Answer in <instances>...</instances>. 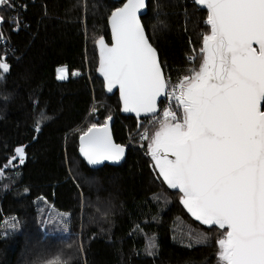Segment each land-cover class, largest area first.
<instances>
[{
	"label": "trees",
	"instance_id": "trees-1",
	"mask_svg": "<svg viewBox=\"0 0 264 264\" xmlns=\"http://www.w3.org/2000/svg\"><path fill=\"white\" fill-rule=\"evenodd\" d=\"M122 5L14 0L0 10V40L15 50L12 57L0 47V61L10 66L0 70V167L18 146L28 154L24 165L17 159L0 175V264H38L61 254L67 264H220L217 241L225 230L189 214L182 193L154 168L149 140L128 139L138 120L120 116L118 95L107 96L97 76L96 41L110 42L108 20ZM14 13L23 23L19 32L10 23ZM206 19L190 0H150L143 24L165 71L183 70L202 47ZM60 67L68 69L65 82L57 79ZM41 112L47 118L37 132ZM108 116L128 155L122 166L92 170L79 155V138Z\"/></svg>",
	"mask_w": 264,
	"mask_h": 264
},
{
	"label": "snow or ice",
	"instance_id": "snow-or-ice-1",
	"mask_svg": "<svg viewBox=\"0 0 264 264\" xmlns=\"http://www.w3.org/2000/svg\"><path fill=\"white\" fill-rule=\"evenodd\" d=\"M194 3L206 8L210 28L202 35L198 69L170 83L138 15L146 0H127L110 14L111 45L103 37L96 41L99 71L109 92L119 87L124 112L155 114L160 97L175 100L181 115L169 103L151 137L147 130L141 137L149 140L154 168L182 193L196 220L225 230L217 241L220 264H264V0ZM13 7L14 0H0V10ZM0 70L8 73L9 64L0 61ZM57 72V79L68 78L67 67ZM46 118L41 112L35 131ZM111 119L79 138L89 165L124 157L125 148L113 142ZM25 148L14 149L0 175L17 158L24 163ZM61 257L38 264H67Z\"/></svg>",
	"mask_w": 264,
	"mask_h": 264
},
{
	"label": "built area",
	"instance_id": "built-area-1",
	"mask_svg": "<svg viewBox=\"0 0 264 264\" xmlns=\"http://www.w3.org/2000/svg\"><path fill=\"white\" fill-rule=\"evenodd\" d=\"M190 1L194 2V0H190ZM23 8L25 9V7H23ZM12 16H13V18H16V23H13V20H11L10 23L12 26H14L15 31L19 32V30H21L23 27V25H22L23 23H22V20L20 19V15L18 13H16V14L14 13ZM84 25L86 27L85 21H84ZM2 46H3L4 53H6L8 56H12V57L15 56V50L12 47L8 46L5 41L0 40V47H2ZM201 56H202V54L200 53V49L199 50H193V54L187 58V65L185 66V68L183 70H179V71L166 70L165 76L170 79V83H173V84L176 83L178 77H183L185 75H189L190 73L188 70L191 68H196L198 61L201 59ZM169 103H171V105H172V111L176 112L178 116L181 115V110L178 109L175 100L169 99L167 97H163L162 101L160 102V104L158 106L157 114L153 117H150V118L138 120V128L139 129H138L137 133L131 134L128 131V139L129 140L137 139L139 142L145 141V139L141 138L143 133L145 132V130H147L148 134L150 136V132L152 130H154L156 127L155 121L157 119L162 118L163 110L168 106ZM96 108L97 107H96V102H95V104L93 106V110L91 112V115H93L95 112V115H94L95 118L99 119L98 115H97L98 110ZM120 116H121V114H120ZM127 130H129V129L127 128Z\"/></svg>",
	"mask_w": 264,
	"mask_h": 264
},
{
	"label": "water",
	"instance_id": "water-1",
	"mask_svg": "<svg viewBox=\"0 0 264 264\" xmlns=\"http://www.w3.org/2000/svg\"><path fill=\"white\" fill-rule=\"evenodd\" d=\"M111 1H113V2H115V3H123V4L127 2V0H111ZM149 2H150V0H146V7H145L144 9H142L141 12H140L138 15H139V18H140L141 24H142L143 27H144L145 34H146V36H147L149 42L151 43V41H150V39H149V36H148V33H147V31H146V29H145V26H144V24H143V17H145V16L148 14V11H149ZM122 6H123V5H122ZM122 6H121V7H122ZM197 6H198L200 9H202V10H204V11L207 12V10H206V8H205L204 6H202V5H198V4H197ZM108 27H109V32H110V42H108L106 38H103V39L105 40V42H106L107 44L111 45V43H112V39H111V25H110V23H109V20H108ZM151 44H152V43H151ZM152 46H153V44H152ZM96 47H97V52H98V59H100V47H99V44H98V43L96 44ZM153 47H154V46H153ZM154 48H155V47H154ZM155 49H156V48H155ZM156 50H157V49H156ZM157 54H158L159 62H160V64H161L162 71H163V73H164V75H165V70H164V68H163V66H162L161 58H160V54H159L158 51H157ZM97 76L103 81V83H104V90H105L107 96H109V97H113V96H115L116 94L118 95V98H119V101H120V114H121V116L126 117V118H134V119H136V120H143V119H146V118L153 117V116H155V115L157 114V112H156L155 114H144V113H141V115L138 117L135 113H132V112H124V111L122 110V109H123V104H122V101L120 100L119 87L116 86V87H114V88L112 89L111 92L108 91L106 81H105L103 75H102V74L100 73V71H99V62H98V68H97ZM163 97H164V96H162V97L159 98V100H158V102H157V103H158V106H159L160 102L162 101ZM114 124H115V119H114V118H112L110 121H108V126H109L110 131H111V135H112L113 142H114L115 144H118V143L116 142V140H115V136H114V130H113V129H114ZM118 145H120V144H118ZM121 146H123V145H121ZM79 147H80V141H79ZM123 147L125 148V153H124V157H123V159H121V160H119V161H104V162H102L101 164H98V165H89V164L87 163V161L85 160V158L83 157V155L80 153V151H79V155H80L81 159L87 164V166H88L90 169H92V170H99V169H101V168H104L105 166L119 167V166H122V165L125 163L126 158H127V155H128V147H126V146H123ZM25 152H26V148H25ZM17 159H18V158H17ZM27 159H28V154H27V152H26L25 161H24L23 164H20V165H24V164L27 162ZM18 161H19V160H18ZM173 190H176V191L180 192L178 189H173ZM180 193H181V192H180ZM186 209H187V208H186ZM187 211H188V210H187ZM189 214L192 216L191 213H189ZM192 217L195 218L194 216H192ZM197 221H198V220H197ZM199 222H200V221H199ZM200 223H201V222H200ZM207 226H215V225H207ZM217 227H218V226H217Z\"/></svg>",
	"mask_w": 264,
	"mask_h": 264
},
{
	"label": "rangeland",
	"instance_id": "rangeland-1",
	"mask_svg": "<svg viewBox=\"0 0 264 264\" xmlns=\"http://www.w3.org/2000/svg\"><path fill=\"white\" fill-rule=\"evenodd\" d=\"M86 32H87V35H88V31H87V23H86ZM201 60V59H200ZM198 69V68H197ZM96 107H98V104L96 103ZM95 112H94V114L92 115V121L94 122V123H96V122H98L99 120L97 119V118H95ZM95 118V120H94V118ZM107 120V119H106ZM104 123H105V121H104ZM103 123V124H104ZM102 124V125H103ZM155 130V129H154ZM154 130H152L151 132H150V136L149 137H151V135L153 134V132H154ZM136 134V133H135ZM132 140H135V141H138L137 139H132ZM146 141V140H145ZM139 142V141H138ZM142 142H144V141H142ZM149 155H150V153H149ZM151 156V155H150ZM152 158V157H151ZM154 162V161H153ZM21 166V165H20ZM157 171L159 172V170L157 169ZM163 178V177H162ZM172 189V188H171ZM44 230V229H43ZM22 259H24V261H26V258H22Z\"/></svg>",
	"mask_w": 264,
	"mask_h": 264
},
{
	"label": "crops",
	"instance_id": "crops-1",
	"mask_svg": "<svg viewBox=\"0 0 264 264\" xmlns=\"http://www.w3.org/2000/svg\"><path fill=\"white\" fill-rule=\"evenodd\" d=\"M69 77H70V76H69V73H68V79H69ZM68 79L63 80V81H62V80H59V79H58V80L61 81V82H65V81H67Z\"/></svg>",
	"mask_w": 264,
	"mask_h": 264
},
{
	"label": "bare ground",
	"instance_id": "bare-ground-1",
	"mask_svg": "<svg viewBox=\"0 0 264 264\" xmlns=\"http://www.w3.org/2000/svg\"><path fill=\"white\" fill-rule=\"evenodd\" d=\"M66 80V79H65Z\"/></svg>",
	"mask_w": 264,
	"mask_h": 264
}]
</instances>
